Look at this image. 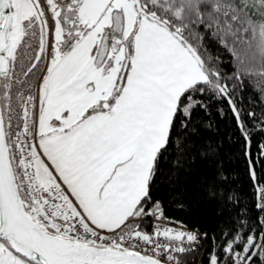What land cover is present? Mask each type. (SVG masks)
Returning a JSON list of instances; mask_svg holds the SVG:
<instances>
[{"label":"snow or ice","instance_id":"1","mask_svg":"<svg viewBox=\"0 0 264 264\" xmlns=\"http://www.w3.org/2000/svg\"><path fill=\"white\" fill-rule=\"evenodd\" d=\"M245 80L264 102V0H0V264H182L201 234L142 227L164 219L155 186L206 158L191 136L207 101L227 102L250 149ZM248 155L264 213V160ZM260 225L223 264H264Z\"/></svg>","mask_w":264,"mask_h":264},{"label":"trees","instance_id":"2","mask_svg":"<svg viewBox=\"0 0 264 264\" xmlns=\"http://www.w3.org/2000/svg\"><path fill=\"white\" fill-rule=\"evenodd\" d=\"M206 47L208 54L219 57L222 73L231 76L233 57L212 40L206 41ZM245 85L243 90H237L235 102L241 109V119L251 138L250 149L246 147L245 136L227 102L207 101L206 108L198 107L193 113L195 133L191 136L196 148L206 153V158H197L190 175L181 172L179 179L171 183L161 176L155 186L154 196L161 202L166 219L207 233L200 250L180 255L184 264H208L212 254H217L223 264L228 260L223 248L237 232L246 236L253 232L258 235L261 230L264 213L255 207L257 201L249 176L248 153L257 161L264 160L258 147L264 144V131L260 130L264 102L247 80ZM250 112L255 116H249ZM256 168L260 174L259 163ZM218 174L225 179H218ZM209 186L218 189L221 198L209 199ZM228 196L232 198H223ZM150 225L149 221L142 227L149 229Z\"/></svg>","mask_w":264,"mask_h":264},{"label":"built area","instance_id":"3","mask_svg":"<svg viewBox=\"0 0 264 264\" xmlns=\"http://www.w3.org/2000/svg\"><path fill=\"white\" fill-rule=\"evenodd\" d=\"M162 209H163V207H162ZM163 213H164V210H163ZM150 224H151L150 228L149 229H145L146 231H151L156 224H160L162 226L171 227V228H174V229H177V230L195 231L193 229H190V228L184 226L183 224H181V223H179L177 221L169 220V219H166L165 217H164V219H161L159 221L151 220ZM199 233L201 234V238L199 239L198 244L188 245L187 242H185V244H184L185 247H191L192 249H194V250L188 251L186 253L193 252V251H198V250H200L202 248V246L204 244L205 237L203 236V234L201 232H199ZM177 255L180 256L181 254H177ZM182 264H184V263L182 262ZM198 264H201V263H198Z\"/></svg>","mask_w":264,"mask_h":264}]
</instances>
